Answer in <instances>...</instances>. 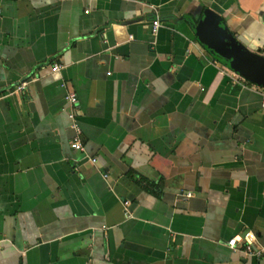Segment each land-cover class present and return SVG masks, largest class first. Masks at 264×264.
Returning a JSON list of instances; mask_svg holds the SVG:
<instances>
[{
  "label": "crops",
  "instance_id": "0c3cea01",
  "mask_svg": "<svg viewBox=\"0 0 264 264\" xmlns=\"http://www.w3.org/2000/svg\"><path fill=\"white\" fill-rule=\"evenodd\" d=\"M208 11L264 55V0H0V264H264V86Z\"/></svg>",
  "mask_w": 264,
  "mask_h": 264
},
{
  "label": "water",
  "instance_id": "95a60500",
  "mask_svg": "<svg viewBox=\"0 0 264 264\" xmlns=\"http://www.w3.org/2000/svg\"><path fill=\"white\" fill-rule=\"evenodd\" d=\"M191 22L215 56L246 79L264 86V55L244 48L219 15L208 11L198 23Z\"/></svg>",
  "mask_w": 264,
  "mask_h": 264
},
{
  "label": "built area",
  "instance_id": "2783aa9c",
  "mask_svg": "<svg viewBox=\"0 0 264 264\" xmlns=\"http://www.w3.org/2000/svg\"><path fill=\"white\" fill-rule=\"evenodd\" d=\"M161 25V21L159 19V17H157L154 21V29L153 31L156 33L157 30L159 29ZM62 69V66L61 65H55L54 66V70L55 71H60ZM69 100L71 103L73 104H77L78 103V98L76 97V95L74 94H71L69 96ZM263 107H264V94H263ZM72 146L74 149L76 150H79V151H83L84 150V144L82 143L81 141V137H80V131L77 132L75 138H74V141L72 143ZM254 240H255V235L253 233H249L247 234L245 237H234L233 239H231L229 241V245L231 248L233 249H236L237 245L239 242H247V245H246V250L249 252V253H256L258 255L264 253V249H256L254 247Z\"/></svg>",
  "mask_w": 264,
  "mask_h": 264
}]
</instances>
